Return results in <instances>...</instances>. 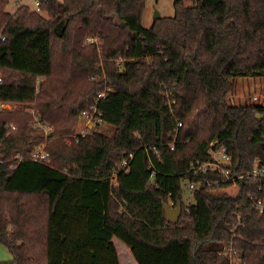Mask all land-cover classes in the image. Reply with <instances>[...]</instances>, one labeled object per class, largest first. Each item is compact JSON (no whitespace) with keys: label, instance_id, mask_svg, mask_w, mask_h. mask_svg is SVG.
Masks as SVG:
<instances>
[{"label":"trees","instance_id":"obj_1","mask_svg":"<svg viewBox=\"0 0 264 264\" xmlns=\"http://www.w3.org/2000/svg\"><path fill=\"white\" fill-rule=\"evenodd\" d=\"M183 1L146 27L145 0H40L12 13L0 0V103L27 104L52 128L48 159L34 160L43 130L0 108V242L13 255L0 264H119L113 237L137 264H229L220 251L237 210L253 242L233 239L234 256L264 264V214L250 199H264V178L182 199L184 181L209 177L190 166L214 139L234 172L264 161V103L226 100L234 78L264 76V0ZM92 106L112 130L71 140ZM163 202H181L177 223Z\"/></svg>","mask_w":264,"mask_h":264},{"label":"built area","instance_id":"obj_2","mask_svg":"<svg viewBox=\"0 0 264 264\" xmlns=\"http://www.w3.org/2000/svg\"><path fill=\"white\" fill-rule=\"evenodd\" d=\"M40 0H35L36 9L38 10ZM92 40V38H88ZM103 92L98 94V97L103 96ZM258 97L254 95L252 97L253 102H257ZM259 103V102H258ZM5 106L4 103H0V108ZM82 121H84L81 129L78 133L73 134L71 140L77 141L80 135L89 133V131L94 126L103 125L104 122L101 118V112L97 110L96 106H92L90 110L84 111L79 116ZM181 123H178L180 126ZM34 127L41 128L45 132L51 131V126L41 122L39 115H34ZM45 143H38L33 146L31 151V156L34 160L43 161L48 159V152L45 150ZM207 153L209 159L205 161L195 160L191 163L190 170L193 174L204 173L209 175V177L204 178L203 181L189 182L188 188L190 192L196 189L201 184L207 187L217 188V190H222L230 194L232 191L239 190V181H244V179L250 180L251 178H264V161L261 158H254L252 160L251 167L246 172H234L230 167L231 156L227 152L224 145H219L218 140L214 139L210 142ZM126 161H123L122 165H125ZM235 193V194H236ZM234 195V194H233ZM252 200V204L259 214H264V199L257 198ZM244 215L240 210L234 211L232 213V240L241 239L248 243H252V237L245 228ZM231 242L224 247L220 254H225L229 259V264H240V260L237 259L234 254L235 251L232 248Z\"/></svg>","mask_w":264,"mask_h":264},{"label":"rangeland","instance_id":"obj_3","mask_svg":"<svg viewBox=\"0 0 264 264\" xmlns=\"http://www.w3.org/2000/svg\"><path fill=\"white\" fill-rule=\"evenodd\" d=\"M184 5L192 4V0H184ZM19 5H27L31 10L36 9L35 0H9V3L6 6V10L9 12H14ZM159 13L161 16H172L174 14V6L173 0H145V8L142 14V24L146 27H149L154 21V13ZM42 15H45L44 12H41ZM159 17V18H160ZM86 40H89L88 38ZM85 40V41H86ZM256 95L258 97L257 102L255 103H264V76L257 77H236L233 79L232 88L226 94V100L230 104H243V103H253L252 97ZM5 108L13 109L16 112H29L34 119V115L37 113L34 112L33 109L27 108V104H18V103H5ZM32 107H34L32 105ZM38 115V114H37ZM33 121L31 120L28 123V128L33 126ZM84 121L80 117L75 123V128L73 133H78L81 129ZM52 129V128H51ZM100 129L103 132H107L112 130V127L106 124L100 125ZM43 130V129H42ZM44 139L41 143H47V138L49 136V132H45L44 130L41 132ZM31 134H35L32 132ZM48 135V136H47ZM51 140H56L55 145L57 146L59 141L63 142V139L59 137L57 134L51 137ZM69 138L67 142L69 143ZM40 143V142H39ZM188 183L186 181L183 182V202L185 204L192 203L193 199L190 195V190L188 188ZM237 191V190H236ZM236 191L230 192V194H235ZM113 241H115V245L118 251L119 264H134V262L128 257L127 252L121 245V241L118 238L113 237ZM13 259L12 253L8 250V248L0 242V262H7Z\"/></svg>","mask_w":264,"mask_h":264},{"label":"water","instance_id":"obj_4","mask_svg":"<svg viewBox=\"0 0 264 264\" xmlns=\"http://www.w3.org/2000/svg\"><path fill=\"white\" fill-rule=\"evenodd\" d=\"M153 17L159 18L160 14L156 12L154 13ZM256 117L259 119L261 116H256ZM163 209L165 211L167 220L171 223H177L179 216L182 212L181 202H178L176 206H172L169 203L163 202Z\"/></svg>","mask_w":264,"mask_h":264},{"label":"crops","instance_id":"obj_5","mask_svg":"<svg viewBox=\"0 0 264 264\" xmlns=\"http://www.w3.org/2000/svg\"><path fill=\"white\" fill-rule=\"evenodd\" d=\"M112 240H113V238H112ZM120 241V240H119ZM114 242V244H115V241H113ZM116 246V245H115ZM120 246H123V248L125 249V251L127 252V255L126 256H128L133 262H134V264H137V262L134 260V258H133V256H132V254H131V251H130V249H129V247H127L122 241H121V245ZM117 249V248H116ZM118 252V251H117Z\"/></svg>","mask_w":264,"mask_h":264}]
</instances>
